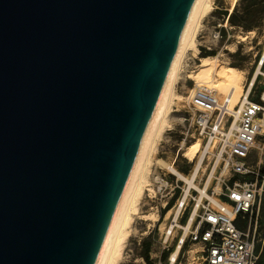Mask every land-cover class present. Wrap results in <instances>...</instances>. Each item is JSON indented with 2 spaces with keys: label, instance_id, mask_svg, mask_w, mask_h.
I'll list each match as a JSON object with an SVG mask.
<instances>
[{
  "label": "water",
  "instance_id": "water-1",
  "mask_svg": "<svg viewBox=\"0 0 264 264\" xmlns=\"http://www.w3.org/2000/svg\"><path fill=\"white\" fill-rule=\"evenodd\" d=\"M196 0H0V264H95Z\"/></svg>",
  "mask_w": 264,
  "mask_h": 264
},
{
  "label": "rangeland",
  "instance_id": "rangeland-1",
  "mask_svg": "<svg viewBox=\"0 0 264 264\" xmlns=\"http://www.w3.org/2000/svg\"><path fill=\"white\" fill-rule=\"evenodd\" d=\"M212 7V12L203 18L202 25L199 27L197 34L198 49L201 52L204 50L214 51L215 55L221 53L220 59L225 65L243 70L246 73L247 80L250 79L261 65L260 62L264 56V0H212ZM233 17L238 20L237 24L232 22ZM216 32H220L218 39L216 38ZM241 37H246V39L242 41ZM192 54V51H188L184 57V62L195 58ZM198 57H202L201 53ZM184 62L181 69L182 75L176 85V93L185 99H176L172 104L168 124L162 139L158 143L157 152L153 154L154 160L149 179L154 192L145 191L139 206V214L134 216L133 227L121 264H145V242L150 243L149 256L153 262L159 263V257L161 256L162 264H170V255L176 249V245L182 236V231L175 229L173 234L166 240L164 232L172 223V220L171 218L166 219L165 215L168 212L164 216L161 213L177 190L180 191L178 199L186 195L187 184L177 174L170 172L164 165L158 163L157 159L164 160L187 177L193 175L198 162L201 160L194 182L201 189L207 186V194L210 196L217 195L221 191L223 182L233 178L232 173L226 171L223 167L221 149L218 144L206 146L208 145L206 140H202L195 134L188 121L184 120V116H186L184 104L190 90L195 85V82L188 76L192 73L186 70ZM196 63H199L198 60H196ZM263 64L261 66L262 73L258 75L255 86L250 93V99L252 100H259L264 92ZM216 77H220V74H216ZM217 94L221 99L225 97L220 91H217ZM241 100L240 98L235 106H238ZM198 139L202 143L201 151L194 161H190L183 155L184 149ZM203 152H205V157ZM246 178L252 180L254 176L249 175ZM205 197L206 195L202 196L197 188L192 187L190 193L186 195L188 210L191 211L195 204ZM175 205L176 201L170 210L174 211L177 207ZM154 212L158 214L156 221L150 222L142 219L143 215ZM182 216L183 213L178 216V223L181 225L184 224L181 221ZM257 238L259 248H262L259 262L264 264L263 211L258 225ZM167 245L170 246V251L167 252L166 257H163L166 252L163 248ZM200 250L199 245L185 243L179 253L178 261L175 263L203 264Z\"/></svg>",
  "mask_w": 264,
  "mask_h": 264
},
{
  "label": "built area",
  "instance_id": "built-area-1",
  "mask_svg": "<svg viewBox=\"0 0 264 264\" xmlns=\"http://www.w3.org/2000/svg\"><path fill=\"white\" fill-rule=\"evenodd\" d=\"M219 36L220 32H216L217 39ZM200 53L199 50L192 62H184L188 72L197 70ZM229 103L227 97L219 98L217 91L206 86L195 84L190 90L184 104V120L206 140V146L218 144L223 167L233 178L223 182L217 195L206 196L191 211L186 196L176 198L175 206L183 213L184 224L177 219L164 233L168 240L175 229L182 231L177 245L181 249L185 243L199 245L203 264H260L262 248L257 235L264 212V92L259 100L249 96V100L234 108ZM249 175L254 178L248 180ZM192 214L185 231L184 225ZM163 249L167 253L170 246ZM178 258L179 255L177 261ZM153 264H162L161 256L159 263Z\"/></svg>",
  "mask_w": 264,
  "mask_h": 264
},
{
  "label": "bare ground",
  "instance_id": "bare-ground-1",
  "mask_svg": "<svg viewBox=\"0 0 264 264\" xmlns=\"http://www.w3.org/2000/svg\"><path fill=\"white\" fill-rule=\"evenodd\" d=\"M212 8V0H196L192 7L181 36L177 53L167 75L156 108L145 131L135 163L95 264H121L123 260L124 252L133 227L134 216H138L139 214V206L141 205L140 203L144 197L145 191L154 192L149 179L154 160L153 154L157 152L158 143L162 139L165 128L168 124L172 104H174L176 99H185L176 93V85L182 75L181 69L184 57L188 51H192L193 57L196 58L199 51L197 47L198 30L200 25H202L201 22L203 18L212 12ZM245 39L246 37H241L242 41ZM220 56H222L221 53L218 55L201 57L197 70L193 72L189 78L197 85H203L214 89L215 91L222 92L230 101L229 106L234 108L236 107L235 103H237L240 98L242 100L239 105L243 104L245 100H249L250 93L255 86L257 77L262 73L261 66L264 61V56L260 62L261 65H259L255 74L248 80L246 78V73L243 70L225 65L220 59ZM216 74H220V77H216ZM201 147L202 143L198 139L184 149L183 155L190 161H194L201 151ZM203 153L205 157V152ZM157 160L158 163L162 166L164 165V167L170 172L177 174L180 179L187 184L185 190L186 195L190 193L192 187H195L200 191L202 196H209L207 194V186L206 188L201 189L194 182L201 165V160L198 162L195 172L191 177L183 175L175 167L166 163L164 160ZM169 210L165 215L166 219L171 218V220L173 219L172 222H177L180 208L178 207L174 211ZM140 217L142 218L141 215ZM192 217L193 214L188 223L184 225L185 231L188 230ZM142 219L150 222L156 221L158 219V214L154 212L143 215ZM180 250L181 245L178 244L174 252L170 255V264H174L177 261Z\"/></svg>",
  "mask_w": 264,
  "mask_h": 264
},
{
  "label": "trees",
  "instance_id": "trees-1",
  "mask_svg": "<svg viewBox=\"0 0 264 264\" xmlns=\"http://www.w3.org/2000/svg\"><path fill=\"white\" fill-rule=\"evenodd\" d=\"M232 22H233L234 24H237V23H238V20H237L235 17H233ZM201 55H202V57L212 56V55H215V52H214V51H202V52H201ZM179 194H180V191L177 190V191L175 192V194H174V197H173V198L169 201V203L167 204V207H166L164 210H162V213H161L162 216H164V215L167 213V211H168L169 209H171V207H172L173 204H174V201L176 200V198L179 197ZM182 221H185V219L183 218ZM144 249H145V251H146V255H145V262H146V264H153V261L150 259V256H149L150 243L145 242ZM166 256H167V253H164V254H163V257H166Z\"/></svg>",
  "mask_w": 264,
  "mask_h": 264
}]
</instances>
